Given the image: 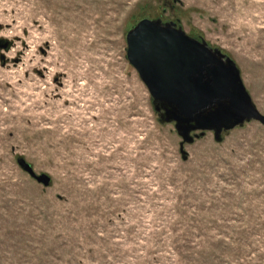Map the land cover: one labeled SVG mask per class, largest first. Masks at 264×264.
<instances>
[{
	"label": "rangeland",
	"instance_id": "1",
	"mask_svg": "<svg viewBox=\"0 0 264 264\" xmlns=\"http://www.w3.org/2000/svg\"><path fill=\"white\" fill-rule=\"evenodd\" d=\"M144 19L229 58L264 116V0H0V264H264V126L183 161L127 59Z\"/></svg>",
	"mask_w": 264,
	"mask_h": 264
},
{
	"label": "water",
	"instance_id": "2",
	"mask_svg": "<svg viewBox=\"0 0 264 264\" xmlns=\"http://www.w3.org/2000/svg\"><path fill=\"white\" fill-rule=\"evenodd\" d=\"M125 40L127 59L152 97L160 123H173L182 139L183 161L188 158L185 144L205 132L220 143L223 132L242 128L245 122L264 126L236 65L212 52L204 40L188 37L174 23L147 19L131 28ZM19 165L38 183L49 184L46 175L37 176L24 161Z\"/></svg>",
	"mask_w": 264,
	"mask_h": 264
}]
</instances>
